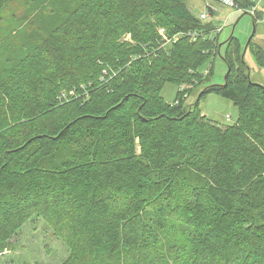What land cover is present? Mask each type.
Wrapping results in <instances>:
<instances>
[{"label": "trees", "instance_id": "trees-1", "mask_svg": "<svg viewBox=\"0 0 264 264\" xmlns=\"http://www.w3.org/2000/svg\"><path fill=\"white\" fill-rule=\"evenodd\" d=\"M257 1L234 0L242 15ZM27 3L39 23L0 49V258L37 217L60 264H264V87L238 40L221 44L223 85L174 105L163 87L208 83L198 70L221 46L185 0ZM209 94L237 108L232 125L200 114Z\"/></svg>", "mask_w": 264, "mask_h": 264}, {"label": "rangeland", "instance_id": "rangeland-1", "mask_svg": "<svg viewBox=\"0 0 264 264\" xmlns=\"http://www.w3.org/2000/svg\"><path fill=\"white\" fill-rule=\"evenodd\" d=\"M185 4L188 10L197 17L204 12L210 13L209 17L203 20V23L212 24L214 27L213 33L217 37L218 44L221 45L231 36L238 40L250 82L264 87V68L255 65L252 51L246 48L254 29L251 20L252 15L248 12L247 15H242L243 11L226 7L214 0H185ZM255 12L261 13L263 18L255 27L252 43L262 45L264 40V0L257 2ZM44 21H47V19H44ZM32 22L39 23L34 6H30L27 0H13L10 2L0 13V49L6 43L7 33L10 32L14 35L22 25L31 24ZM17 27L18 29L15 31L14 28ZM218 51L219 54L214 55L198 70L200 74L205 75L210 67H213L209 82L196 87L189 94L186 93L189 86L184 87L181 96L186 100L187 106L195 102L204 86L223 85L226 65L221 56L225 51V45H221ZM2 61L3 59L0 58V63ZM179 88L173 85H165L161 91L164 101L172 103L176 100L175 94ZM198 110L201 115H204L213 123L223 126L232 125L238 115L237 108L230 101L215 94H209L201 99L198 102ZM226 116L230 118L229 121ZM54 234L52 227L37 217L33 218L24 225L18 235L9 241V250L0 258V264L62 263L66 259L68 251L62 239Z\"/></svg>", "mask_w": 264, "mask_h": 264}, {"label": "built area", "instance_id": "built-area-1", "mask_svg": "<svg viewBox=\"0 0 264 264\" xmlns=\"http://www.w3.org/2000/svg\"><path fill=\"white\" fill-rule=\"evenodd\" d=\"M259 1V0H258ZM257 1V2H258ZM217 2L218 3H220V4H222V5H224V6H226V7H229V8H233V9H235V10H237V11H242V10H239L238 9V6H237V4L234 2V0H217ZM257 2H256V4H257ZM255 4V5H256ZM246 12H248L249 14H251V15H254L256 12H255V6H253L252 8H250L249 10H247ZM209 15H210V13L209 12H204V13H201L199 16H198V18H199V20L201 21V22H203V20H205V19H207L208 17H209ZM216 32H218L217 30H216ZM158 33H159V35L161 36V38H162V40L164 41V43L165 44H168L169 42H175L179 37H181V36H183L184 34L182 33V34H178V35H176L175 37H173V38H171V39H169V38H167L166 36H165V33H164V30H159L158 31ZM211 35H214V33H213V31H212V33L211 34H209V36H211ZM186 36H189L192 40H194V39H196V37L198 36L197 35V33H195V32H190V33H187L186 34ZM184 85H182L179 89H178V91L180 92V93H182V91L184 90ZM178 100H174V105H176V104H178ZM226 119L229 121L230 120V118L228 117V116H226Z\"/></svg>", "mask_w": 264, "mask_h": 264}, {"label": "water", "instance_id": "water-1", "mask_svg": "<svg viewBox=\"0 0 264 264\" xmlns=\"http://www.w3.org/2000/svg\"><path fill=\"white\" fill-rule=\"evenodd\" d=\"M253 27H254V26H253ZM253 33H254V29H253ZM253 33H252V35H253ZM252 35H251V36H252ZM250 39H251V37L249 38V40H248V42H247V44H246V48H247V45H248ZM246 48H245V49H246ZM242 59H243V55H242ZM196 100H198V99H196Z\"/></svg>", "mask_w": 264, "mask_h": 264}]
</instances>
